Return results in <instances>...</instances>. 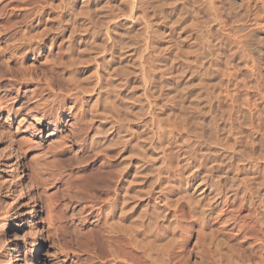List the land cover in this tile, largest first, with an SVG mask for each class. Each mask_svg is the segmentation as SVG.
Segmentation results:
<instances>
[{"label": "rangeland", "instance_id": "1", "mask_svg": "<svg viewBox=\"0 0 264 264\" xmlns=\"http://www.w3.org/2000/svg\"><path fill=\"white\" fill-rule=\"evenodd\" d=\"M1 1L7 41L0 45V264L112 261L99 258L92 239L93 249L85 248L96 212L82 213L89 203L72 205L65 197L70 184L86 176L74 166L93 141L120 149L111 155L132 167L139 195L134 225L146 227L150 206L171 209L169 220L159 219L162 237L148 250L153 259L216 264L209 246L215 239V245L223 242L222 254L234 251L241 264H264L257 219L263 210L249 207L241 193L221 204L204 181L206 172L190 159L198 133L209 129L208 106L217 104L212 89L237 94L238 107L229 97L219 110L234 105L238 141L250 155L236 163L248 174L240 178L264 179V0H197V14L187 0ZM15 21L20 25L13 31ZM14 33L22 43L16 59ZM215 38L227 44V57L237 55L212 57L207 41ZM212 62L214 73L207 68ZM206 68L208 76L201 74ZM17 159L27 173L24 193L11 169ZM210 204L208 226H200L193 208ZM135 239L129 264H147L146 244L154 239Z\"/></svg>", "mask_w": 264, "mask_h": 264}, {"label": "bare ground", "instance_id": "2", "mask_svg": "<svg viewBox=\"0 0 264 264\" xmlns=\"http://www.w3.org/2000/svg\"><path fill=\"white\" fill-rule=\"evenodd\" d=\"M187 1H189V4L193 8L195 7L194 5L196 4L197 0H187ZM208 2L206 0L205 4L210 5L209 3L211 2L209 3ZM185 3H188V2H185ZM5 6L6 5L4 6L2 5V1L0 0V15L6 9ZM182 7L184 6L182 5ZM192 8L189 7V12L193 11L192 14L194 12H196L197 14L198 12L201 11L200 7L199 9L197 8L192 9ZM190 9L192 11H190ZM189 12L187 14H189ZM14 18L15 20H17L19 16L15 15ZM18 25H20V22L15 21L12 24L11 29L13 31H16L18 29ZM8 30H10V28ZM221 32L223 36H228L229 38L230 33L227 34L228 32H226L224 29H221ZM18 35L19 33L18 34L14 33L12 35L13 45H12V48H10L11 49L10 53L12 54L11 56H13L14 59L17 58L16 57L17 54L22 50V43L18 41ZM226 38L227 37H225V39ZM217 39L218 38H215L214 39L215 41L214 40L207 41L208 42L207 44L209 47L208 48L209 54L212 57L214 58L216 57V59L220 61L221 58L222 59L231 58V57L234 58L235 55H237L236 53H233V54H229V56L227 57L226 56L228 55L227 44L223 41H219V40L217 41ZM5 40L7 41L6 35H3L2 32H0V45ZM25 46H26V50L31 47V45L29 46L25 45ZM224 46L225 48L222 50L221 48ZM44 48L41 45H39L37 50H43ZM68 50L70 54L73 52L71 48H68ZM32 52H35V50L32 49ZM215 64L217 63L212 62L207 67L208 69L213 71V73H214V69L212 68H215L214 67ZM207 68L204 71V73L201 72V74L208 76L209 74H208ZM230 76L232 75L230 74ZM68 80L72 81V76H69ZM204 85L203 87H205ZM209 87L210 86H208V88ZM211 92L213 95V99L216 100L215 102L217 104L212 103L213 105L211 104V106H208L209 107L208 113L210 114V117H212L209 123V127L207 126L209 129H207L208 131L206 130L207 132H205L206 134L204 136L202 135L204 133H201V135L200 133H198L199 136L196 141V144L194 145V148H195L194 154L191 153L193 155L190 157V159L192 161H195L196 163L195 166L199 170H204L206 172V177L204 178V181L206 184H208V188L212 189L211 190L212 193L213 194L216 193L215 197L217 198L220 197V199L222 200L221 204H226L228 200H230V197L228 196L231 193L232 195L230 196H234V197H237L241 193L243 194L242 201L243 200L246 201L249 207L253 208L257 206L259 209L263 210V212H260V210H258L259 213L257 214V217H258L257 219H258V223L260 226V227L258 226L260 228V230L258 228V231L260 234H262L261 237L263 239L264 238V194L262 193V191L264 189V179H261L262 181L260 180L261 182L259 184L254 183L255 179L249 178V176H246L245 178L241 179L240 176L242 174H246L247 171L244 168L239 167L236 164L238 161L243 160V159L249 160V156H250L249 153H248L249 155L248 156L247 151L243 150L242 147L240 146L242 145L240 144L241 141L240 142L238 141L239 140L238 138H240L238 137L240 136L239 135L240 130L237 132V129L235 128V124H234L235 120L233 119L234 118L233 106L236 105V107H238L240 98L237 94L231 95L228 92H226V94L224 95L223 92H218L214 89H212ZM229 97L232 103L234 104V105H231L232 103L230 104L232 109L230 110L231 108L230 107L228 108L229 110L227 111L219 110L221 108H224L222 107V105L224 101H226L227 98ZM195 109L199 110L200 113L202 112V109L200 108L199 105L195 106ZM218 116L220 117V119L219 121L218 120L216 121V117ZM262 116L263 115L261 114V117ZM82 126L84 127L83 131L86 130L85 128H89L87 127L88 126L87 123H83ZM198 126H201V125H198ZM224 135L225 137H223ZM201 138H203L206 144H202V142L200 141ZM245 140L247 141V139ZM229 141H233V143L231 144ZM95 142L93 141L92 145L88 148V151H84L83 154L84 155L86 154L87 157L84 156L85 158L75 161L77 162L74 166L76 167V170H78V172H84L86 176L84 175L85 177L83 176L81 179L79 177V179L76 182H73L72 184H70L69 187L67 186L68 188L66 189V195H65L66 199L69 200L70 204L72 205L80 206L82 203H85V204L89 203L80 210L82 213L83 211H86V210H92L94 212L91 211L92 213L90 212L89 216H93L96 212L95 217L97 218L96 220L97 224L95 225V228L97 230L96 229L94 230L95 232V233L93 232L94 235L92 234L90 235L92 237L88 239L89 242L87 241L85 243L86 250L89 251L90 250L89 247L92 244L94 246V249L98 253L99 258L100 257L101 258H104V257L112 258L111 259L112 261L110 262L108 261L109 264H129V259H130L129 257L133 250L134 241L137 242L135 238L137 236H144L146 240H148L149 238L154 239V241L150 239L152 240L151 241L152 243L150 242L146 244V263L147 264H157V263L165 264L163 260L164 256L161 259H157V258L153 259L151 257L152 255L148 253V250L149 248L151 249L155 248V244H153V242L156 243L157 241H160L162 234H161V229L159 227L160 226L159 219L163 218V219H166V221L169 220L171 212L168 214L167 212L171 209L168 207L162 211V208L159 207L158 205H154L152 207L150 206L149 210L146 211V215H145L146 227H143L142 229L143 222H140L142 224L138 223V226L139 225L141 226L139 228L138 226L134 225L135 224L133 223L134 222L133 221L134 210L136 208L135 204H137L135 203V201L136 202L138 201L137 199L139 195L136 196L134 194L132 180H131L132 167L127 162H122L121 164L117 163L114 155H118L121 151L120 149L110 148V149L104 150L103 148L100 147V145L98 146V143H95ZM220 143L222 144V146H220ZM218 147L219 148L221 147V148L219 149ZM243 147L245 148L248 146H243ZM111 154H114V155L112 156ZM252 157L253 156H251V158ZM262 162L264 161L262 160ZM11 169L15 173V177H16L15 184L18 187H20L24 193L25 191L24 188L26 187V184H27L26 171L21 167L18 159L13 161L11 165ZM232 172L234 173V175L230 177L229 175ZM261 178H264V176ZM176 179L178 181H182V176L177 175ZM102 196H106L108 197V199L104 202H101L100 198ZM101 203L103 204V206L99 208L97 207V209H95V206ZM196 209L193 208V211L195 212V214H199L198 215L199 220H197V222L200 224V226L207 225L210 220L209 217L212 215V212L214 210L213 204H210L207 209H204V207H201V206ZM134 226L137 227V229H134ZM174 230L176 231V228ZM211 239H214V238H211ZM90 240L92 241L91 244H90ZM219 243L220 245H215V239H214L209 244L210 251L213 250L215 254L214 258L216 259H214V262L216 264H241L242 263V261L239 260L241 258H238L237 257L238 255L235 254L234 251H231V252L229 251L230 252V254L228 253L229 255H227V253H224L225 255L222 254L221 249H220V246L223 244L222 240ZM93 246L92 248L91 247L90 248L93 249ZM85 248L83 247V249ZM259 249H260V254L262 253V256H263L264 255V241L260 245ZM236 257L238 258L239 261L235 260ZM12 259L13 257H11V260ZM171 260L173 259L170 258L168 261L170 262ZM168 264H172V262ZM211 264H213V261Z\"/></svg>", "mask_w": 264, "mask_h": 264}]
</instances>
